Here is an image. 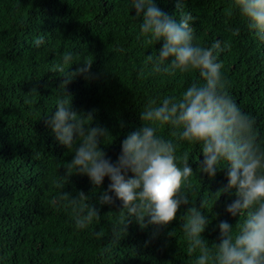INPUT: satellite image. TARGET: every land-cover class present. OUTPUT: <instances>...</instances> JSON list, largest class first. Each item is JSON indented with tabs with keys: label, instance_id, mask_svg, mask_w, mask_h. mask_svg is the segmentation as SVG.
I'll list each match as a JSON object with an SVG mask.
<instances>
[{
	"label": "trees",
	"instance_id": "obj_1",
	"mask_svg": "<svg viewBox=\"0 0 264 264\" xmlns=\"http://www.w3.org/2000/svg\"><path fill=\"white\" fill-rule=\"evenodd\" d=\"M155 3L175 15V0ZM232 5L233 0H184V11L195 18L194 43L210 47L220 39L226 45L217 53L225 90L253 118L256 143L264 150V40ZM222 9L228 23L216 17ZM134 16L131 0H0V264H196L199 252L188 253L182 229L188 206L155 237L152 226L141 229L133 222L114 243L119 201L97 205L100 219L77 229L71 206L60 198L62 191H83L94 203L109 181L93 189L86 176L67 168L79 139L67 149L44 124L58 99L71 100L86 124L83 112L96 110L92 126L109 130L101 148L114 162L121 141L142 126L140 113L150 102L180 98L192 82H203L198 71L155 72L147 56L155 57L163 42L146 43ZM230 25L244 32L248 53L239 49ZM40 37L44 43L36 47ZM67 52L73 54L69 71L91 60L96 75L75 77L66 88L69 96L58 88L62 74L54 70ZM179 131L163 125L157 134L176 144L178 158L189 156L195 173L187 182L190 200L210 221L202 238L219 243V222L234 226L244 217L225 211L236 198L218 192L227 183L226 170L212 178L199 173L201 146L179 141Z\"/></svg>",
	"mask_w": 264,
	"mask_h": 264
},
{
	"label": "clouds",
	"instance_id": "obj_2",
	"mask_svg": "<svg viewBox=\"0 0 264 264\" xmlns=\"http://www.w3.org/2000/svg\"><path fill=\"white\" fill-rule=\"evenodd\" d=\"M232 7L244 18L248 30L264 40V0H233ZM175 8V15H169L155 0H131L146 43L163 42L155 57L147 56V62L155 72L170 75L198 71L203 82H192L180 98L150 102L140 113L142 126L121 141L114 162L101 148L103 138L111 135L109 130L99 124L92 126L96 110L83 112L89 121L86 124L71 100L58 99L44 124L67 149L79 139L67 168L86 176L93 189L100 188L105 178L109 181L94 203L83 191L75 196L62 191L60 198L71 206L77 229L100 219L97 205L111 207L119 201V220L111 230L114 243H119L133 222L141 229L152 226L155 237L160 228L176 219L182 206H188L182 229L188 253L199 252L196 264H264V150L256 143L254 120L225 90L217 53L226 45L222 47L220 39L210 47L194 43L195 18L184 11V0H175ZM238 32L234 30L233 35ZM43 43V37L35 40L36 47ZM72 61L73 54L67 52L54 69L62 74L58 88L65 96H69L66 88L75 77L96 78L91 72L93 61L75 64V70L69 71L65 66L73 65ZM163 125L179 129V141L201 146L199 173L212 178L226 170L227 183L218 192L236 197L225 211L244 219L234 226L220 221L219 243L210 245L202 238L210 221L202 214L201 205L198 208L190 200L187 182L195 173L189 156L178 158L176 144L157 134ZM222 163L226 166L221 167Z\"/></svg>",
	"mask_w": 264,
	"mask_h": 264
},
{
	"label": "rangeland",
	"instance_id": "obj_3",
	"mask_svg": "<svg viewBox=\"0 0 264 264\" xmlns=\"http://www.w3.org/2000/svg\"><path fill=\"white\" fill-rule=\"evenodd\" d=\"M203 2H204V0H202V3ZM218 14L223 15L225 21L227 22V19L225 18L226 14H227L225 9L220 10L216 14V17H217ZM230 29L237 30L236 26H233V25H230ZM238 35H239V39H240L239 42L237 41V44H238L239 49L240 50H243V52H247L248 53V49H247V46H246V43H245V40H244V32L242 30H239Z\"/></svg>",
	"mask_w": 264,
	"mask_h": 264
}]
</instances>
